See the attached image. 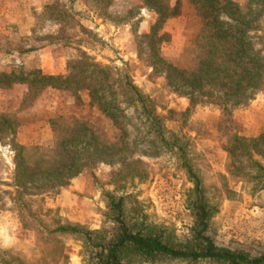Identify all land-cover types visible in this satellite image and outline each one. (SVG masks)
<instances>
[{"label":"rangeland","instance_id":"obj_1","mask_svg":"<svg viewBox=\"0 0 264 264\" xmlns=\"http://www.w3.org/2000/svg\"><path fill=\"white\" fill-rule=\"evenodd\" d=\"M176 1L167 0L162 8ZM156 20L144 0H0V74H14L0 77V264H98L96 247L55 230L75 225L107 238L115 226L110 197L123 198L129 224L153 227L176 241L194 240L196 194L187 167L198 178L210 212L205 234L220 247L264 250V155L234 161L229 153L234 136H264V91L226 115L219 103L190 104L153 72L145 52L139 54L141 37ZM200 28L196 9L181 0L179 14L157 28V37L164 36L158 44L161 57L179 69H196L205 56L196 46ZM255 41L264 47V22ZM78 60L127 73L154 104L165 130L178 137V147L144 158L143 175L119 174L120 168L99 164L56 193L36 195L17 179V146L31 167L37 156L29 155L30 148L48 150L55 144L53 119L82 118L103 140H115L112 121L86 90H56L36 80L66 76L68 64ZM257 147L264 149V140ZM237 168L244 176L235 173Z\"/></svg>","mask_w":264,"mask_h":264},{"label":"trees","instance_id":"obj_2","mask_svg":"<svg viewBox=\"0 0 264 264\" xmlns=\"http://www.w3.org/2000/svg\"><path fill=\"white\" fill-rule=\"evenodd\" d=\"M186 1L196 9L201 23L196 46L205 51V56L198 67L191 71L179 69L164 60L158 51L164 36L157 37V28L179 14L181 0L165 8L162 4L167 0H144L146 7L156 13L157 20L150 32L141 37L143 48H139V54L142 56L145 52V60L153 72L163 75L168 85L189 99L190 104L219 103L226 115L227 109L250 102L264 91V47L255 41V32L264 22V0ZM11 76L14 74H0L8 79ZM36 80L56 90L72 93L86 90L91 102L116 129L111 143L103 140L86 120L73 115L59 116L51 122L56 139L54 146L48 150L29 149V155L37 156L31 167L24 165V148L17 146V179L20 185L28 183L36 195L56 193L85 168L99 164L118 167L119 174L127 170L129 176L143 175L144 158H154L178 147V137L165 130L151 100L140 92L127 73L112 65L78 60L68 64L66 76L40 75ZM233 140L234 147L229 153L234 161L251 154L264 155L263 147H257L264 136L257 139L234 136ZM177 151L185 153V148ZM253 164L263 171L257 162ZM241 165L246 167L244 162ZM239 169L235 173L244 176ZM187 171L196 194L193 214L198 232L194 240L176 241L153 227L138 222L129 224L123 198L113 197L108 206L115 226L107 238L99 231H87L75 225L58 226L55 232L76 235L87 247H96L98 264H153L174 260L264 264V250L220 247L205 234L210 212L198 178L189 167Z\"/></svg>","mask_w":264,"mask_h":264}]
</instances>
